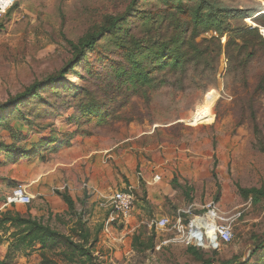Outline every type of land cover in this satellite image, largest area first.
<instances>
[{
	"label": "rangeland",
	"instance_id": "374dc122",
	"mask_svg": "<svg viewBox=\"0 0 264 264\" xmlns=\"http://www.w3.org/2000/svg\"><path fill=\"white\" fill-rule=\"evenodd\" d=\"M127 1L4 0L8 5L0 15V101L44 79L62 64L67 55L66 39L76 40L85 30L80 19L82 10L115 12L123 9ZM152 1L158 2L149 0L141 6L147 7ZM221 1L232 7L253 10L252 16L242 20L232 17L229 23L232 27L257 26L258 34L264 36V19L259 24L257 17L264 15L259 14L264 0ZM240 33L236 43L244 45L245 49L231 52L230 61L221 54L215 68L187 65L183 74L162 72L155 76L154 88H146L144 94L141 90H119L116 96L123 101L115 107V112L122 117L109 118L105 126L92 123L78 128L66 119L72 109H66L62 116L55 118L53 114L47 115L44 120L51 127L38 135L29 128L32 136L19 142L25 144L30 157L10 162L0 151V206L17 184L24 185L52 161L64 158L63 151L70 150L73 143L77 152L85 156L102 148L103 152L96 155L107 159L120 183L128 184L129 179L138 178V171L150 177L151 182L155 174L161 179L148 185L137 183L138 187L133 189L132 220L123 230L116 225L113 231L118 235L125 233L124 239L116 240L117 248H100L102 254H94L97 260H93V264H196L184 245L166 243L157 248L168 235H155L153 248L145 251L132 249V235L143 232L141 240L146 241L152 231L145 225L151 217L149 212L155 216H172L176 209L190 205L194 212H199L211 202L229 218L232 238L218 249L202 250L208 254L216 252L215 264L231 259L247 264L256 262L260 255L248 259V254L253 240L264 238V198L254 204L250 197L244 199L240 189L254 187L264 191V153L254 146L249 122V97L264 73V49L254 33ZM210 34L204 33L199 38ZM227 38L222 37L221 43ZM77 70L81 71L80 66ZM71 79L79 81L73 74L65 75V80ZM254 107L257 124L264 135V93ZM124 115L132 116L133 120L127 122ZM80 129L85 132L81 133ZM51 135L57 139V150L39 149L44 156L40 159L30 143L40 136ZM0 138L5 143L11 142L6 130L0 131ZM75 176L82 185L81 178L86 179V176L82 173ZM57 184L61 185L53 183L54 187ZM126 186L122 185L121 189ZM81 195L80 192L78 197ZM44 203L35 195L29 206ZM23 206L27 205L13 204L8 208ZM56 227L60 232L66 230L60 224ZM10 239L8 233L2 236L0 258L8 253L9 264H40V255L26 257V249L9 250L6 242ZM54 257L61 260L58 255Z\"/></svg>",
	"mask_w": 264,
	"mask_h": 264
},
{
	"label": "trees",
	"instance_id": "16d2710c",
	"mask_svg": "<svg viewBox=\"0 0 264 264\" xmlns=\"http://www.w3.org/2000/svg\"><path fill=\"white\" fill-rule=\"evenodd\" d=\"M145 1L149 0H128L123 9L115 12L82 10L80 19L85 30L76 40L66 39L67 55L62 64L44 79L36 80L6 101H0V131H8L11 138L10 143L0 138V151L5 153L8 161L31 156L29 151L26 152L25 144L19 142L32 136L29 128L38 135L51 127L44 120L49 114L55 118L62 116L66 109H72L66 119L78 128L92 123L105 126L109 118L122 117L115 112V107L122 105L123 101L116 96L119 90H141L144 94L146 88H154L155 76L162 72L183 74L187 65L215 68L221 54L230 61L231 52L245 49L244 45L236 43L240 32L242 35L254 33L264 49V36L258 34L257 26L232 27L229 23L232 17L242 20L252 16L251 9L232 7L221 0H158L142 7ZM257 17L262 24L264 15ZM204 33L211 34L200 39ZM222 37H228L224 44L221 43ZM79 66L81 71L77 70ZM67 74H73L79 81L65 80ZM262 93L264 73L249 97L254 146L264 153V135L254 110ZM125 116L127 122L133 120L132 116ZM56 143V137L51 135L40 136L30 144L32 151L43 159L38 150L44 147L55 151ZM173 182L177 184L176 179ZM240 190L244 199L250 197L254 204L264 198L262 189ZM56 193L67 205V214L71 215L73 222L68 235L50 225V212L48 219L34 216L29 204L24 212L14 209L0 211V242L8 233L12 238L9 250L27 249L38 243L40 264H93L92 261L97 260L94 242L101 226L94 229L95 236L89 240L91 231L84 219L86 213L76 209L77 203L85 205L86 196L74 200L67 190ZM149 213L152 217L153 212ZM143 234L139 231L132 235L133 250L153 248L155 232L148 233L146 241L141 240ZM74 236L78 238L74 239ZM252 245L248 259L260 255L253 264H264V238L253 240ZM185 250L196 264H215V251L208 254L194 246H186ZM55 255L61 260L58 261ZM8 258L6 253L5 258H0V264H9ZM223 264L247 263L231 259Z\"/></svg>",
	"mask_w": 264,
	"mask_h": 264
},
{
	"label": "crops",
	"instance_id": "0c3cea01",
	"mask_svg": "<svg viewBox=\"0 0 264 264\" xmlns=\"http://www.w3.org/2000/svg\"><path fill=\"white\" fill-rule=\"evenodd\" d=\"M73 144L76 145V143ZM74 145L70 146L69 149L71 151H63L64 154L61 156L64 158L52 161L50 165L43 168L42 172H40L36 178L31 179V181L24 182V185L26 186L27 191L33 197L37 195L40 197V199H44L42 201H45L44 205L29 206L32 215L48 219L50 212V225L55 229H57L56 224L64 226L66 230L61 233L65 235L69 234L73 222L70 220L71 215L67 214V205L62 201L60 196L55 193L56 191L54 189L56 187L65 186L66 188L64 190H67L74 200L85 198L86 196L85 205H80L79 203H77L76 209L78 212L84 211L86 213L84 215V219L87 221V226L91 231L89 240H91L93 236H95L94 229L97 226H101V229L96 235V241L94 242V254L98 256L102 254V252H99L100 248H117L116 238L122 234H125L120 233L118 235L114 233L113 235H111L110 239L105 238L102 232V225L107 215V210L100 206L99 202L101 198L112 191V188L115 189L117 186H119L120 188L116 189H121L122 185H127L126 187L131 186L133 189H136L138 187L137 183H140V181L148 185L151 184V180H149L150 177H146L145 175H143V173L138 171L137 176L140 179H129L128 184H126L125 182L120 183L118 175L111 172V168L107 163V159L104 160L102 155H96L101 154L100 152H103L102 148L100 149V151L94 150L93 152L85 156V153H78V148H76ZM68 152L69 154L65 156ZM93 154L96 156H93ZM106 158L108 157L106 156ZM97 159L100 160L97 162ZM77 173L80 175L82 173L86 176V179H83V177L81 178L82 185L81 183H77L74 178L76 177L75 174ZM53 183H60L61 185L57 184V186L54 187ZM84 184H86L85 187L83 186ZM110 184H112V186ZM80 192L82 194V197H78L80 195ZM151 202L153 203L154 201L152 200ZM155 204L158 203L156 202ZM3 207L5 209H14L21 212L26 211L28 208V206H23L24 208H8V206L2 205V207L0 206V211L4 210ZM131 220L132 219L130 217L128 221L130 222ZM127 224L122 225L120 223L118 225V229L123 230L124 228H126ZM77 238V236H74V239ZM10 241H12V239H10ZM10 241L6 242V245H8ZM39 248L40 245L38 243L34 244V246H32L31 248H27L25 250L24 256L35 257L36 255H38L39 257ZM102 258H104V256ZM102 260L103 259H100V261Z\"/></svg>",
	"mask_w": 264,
	"mask_h": 264
},
{
	"label": "built area",
	"instance_id": "2783aa9c",
	"mask_svg": "<svg viewBox=\"0 0 264 264\" xmlns=\"http://www.w3.org/2000/svg\"><path fill=\"white\" fill-rule=\"evenodd\" d=\"M8 2L0 0V15L5 10ZM161 179L155 174L151 183H156ZM86 184L83 186L85 187ZM66 187H56L55 191H63ZM33 196L27 191L26 186L17 184L5 197L4 206L19 204H31ZM100 206L107 210V215L103 221L102 232L106 239H110L114 234V227L127 224L134 207V194L131 186L125 189H114L104 195ZM202 211L194 212L192 206L178 208L172 216H155L146 220V225L155 235H168L161 244L173 243L184 246H194L201 249L215 248L227 244L232 238L231 226L227 221L229 218L214 203H209L202 207ZM117 241L124 239V234L116 238Z\"/></svg>",
	"mask_w": 264,
	"mask_h": 264
},
{
	"label": "bare ground",
	"instance_id": "6f19581e",
	"mask_svg": "<svg viewBox=\"0 0 264 264\" xmlns=\"http://www.w3.org/2000/svg\"><path fill=\"white\" fill-rule=\"evenodd\" d=\"M259 14H264V8L259 11Z\"/></svg>",
	"mask_w": 264,
	"mask_h": 264
}]
</instances>
